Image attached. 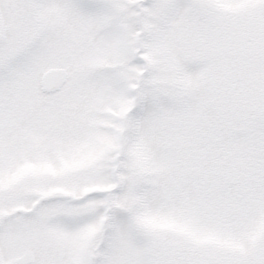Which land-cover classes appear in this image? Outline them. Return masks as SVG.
I'll use <instances>...</instances> for the list:
<instances>
[{"label": "snow or ice", "instance_id": "obj_1", "mask_svg": "<svg viewBox=\"0 0 264 264\" xmlns=\"http://www.w3.org/2000/svg\"><path fill=\"white\" fill-rule=\"evenodd\" d=\"M0 264H264V0H0Z\"/></svg>", "mask_w": 264, "mask_h": 264}]
</instances>
